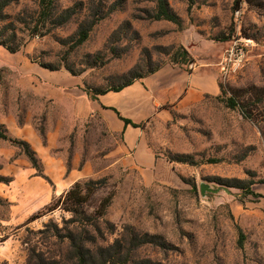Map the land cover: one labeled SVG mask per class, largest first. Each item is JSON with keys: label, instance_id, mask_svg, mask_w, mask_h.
Here are the masks:
<instances>
[{"label": "rangeland", "instance_id": "1", "mask_svg": "<svg viewBox=\"0 0 264 264\" xmlns=\"http://www.w3.org/2000/svg\"><path fill=\"white\" fill-rule=\"evenodd\" d=\"M167 3L179 25L152 19L155 0H55L56 12L79 11L61 26L38 29V0H12L2 9L0 40L20 49L10 53L0 45V124L12 138L36 136L30 146L37 167L23 149L0 139V176L10 179L0 183V264H78L79 246L96 262L116 242L121 251L113 264H124L119 257L127 251L125 264H264V197L224 185L239 180L264 196V0ZM97 10L104 15L75 46L78 25L92 14L98 18ZM239 37L249 40L247 61L222 80L218 63ZM181 47L194 61L183 66L188 70L216 63L219 90L143 128L148 147L165 162L185 154L193 165L172 162L161 171L158 164L154 176L125 168L120 135L98 115L77 120L68 100L41 96L53 80L40 71L55 72L43 65L64 71L67 65L80 73L83 89H106L135 67L146 72L171 63ZM32 179L51 193L39 209L34 195L41 188L23 200ZM89 180L100 183L83 193L86 220L69 211L65 195ZM105 199L109 205L99 217Z\"/></svg>", "mask_w": 264, "mask_h": 264}, {"label": "crops", "instance_id": "2", "mask_svg": "<svg viewBox=\"0 0 264 264\" xmlns=\"http://www.w3.org/2000/svg\"><path fill=\"white\" fill-rule=\"evenodd\" d=\"M45 74L49 73L40 71L41 78L53 80V85L48 84L50 90L46 88L47 90H44L41 96L52 100H63V98L68 100L72 115L77 120L98 115L113 134H119L121 137L118 148L122 155V165L145 176L156 175L154 170L158 164L162 165L161 171L164 167L171 170L172 163L165 162L148 147L144 128L126 126L117 113L134 123L144 124L153 118L170 116L171 111H187L202 102L204 96L216 94L219 90L216 63L214 66L210 63L201 65L196 63V67L192 70L166 63L156 72L133 82L122 90L99 94L95 100L88 98L79 76H73L64 70L55 71L48 77ZM43 83L46 84V82ZM34 138L36 136L31 133L26 141L32 144ZM1 153L6 155L2 151ZM37 188H41V193L35 194L34 199L37 203L35 207L39 209L48 203L51 195L50 190L41 180L29 181L23 191V200L31 198L30 196ZM21 207V205H14L12 208L17 213L21 212ZM30 213L33 212L30 211Z\"/></svg>", "mask_w": 264, "mask_h": 264}, {"label": "trees", "instance_id": "3", "mask_svg": "<svg viewBox=\"0 0 264 264\" xmlns=\"http://www.w3.org/2000/svg\"><path fill=\"white\" fill-rule=\"evenodd\" d=\"M11 1L12 0H0V21H2L3 19L2 9L5 6H7ZM54 2L55 0H38V6L40 10L38 13L37 21H35V24H34L35 29H38L39 27L40 28L45 27L46 23L51 26H61L67 23L69 20H71L79 11V10H75V8H68V9L62 10L61 12H56V10H54ZM155 3H156V7H155V10H153V14L151 16L152 19L157 20V21H160V20L169 21V22L179 25L180 23L179 17L172 10H170L167 0H155ZM97 11L100 12L98 14V18H95L96 16L92 14L90 20L89 19L83 20L78 25L76 33H75V36H76V40L74 42L75 46L81 45L87 40L89 36V32L91 31L93 25L95 24V21L100 19V17L104 15L102 12L103 10H97ZM110 11H113V10H108L107 13H109ZM226 40H227V37L219 38V41H226ZM10 43L11 44H9V42L0 40V45H2L10 53H15L20 49L19 43H16V42H13V43L10 42ZM170 61H171V64L178 65V66H186V65L194 63L193 59L188 54L187 50H185L182 47L179 48V50H177L175 53L171 55ZM43 67L50 71H57L61 69V66L43 65ZM62 67L73 76H78L80 74L67 65H63ZM160 67L161 65H156L153 68L147 70L146 72H143L135 67L128 71L123 82L119 85L109 86L106 89H95V90L84 89V92L86 93V95L88 96L90 100H95L97 95L103 94L106 92H118L122 90L124 87L131 85L133 82L149 74L156 72ZM226 105L229 108L234 109L237 104L234 102L232 98H229L226 102ZM117 115L119 119L122 120L126 126L130 125L134 128H143V124L134 123L131 120L121 117L118 113ZM40 134L44 138L43 130H40ZM0 139L9 141L12 145H15L23 149L25 154L28 156L29 160L31 161L32 165L34 167H37V163L35 159V152L31 148L30 144L24 140H19V139L8 136L6 128H4L3 124H0ZM167 160L170 163L177 162V163H186L190 165H193L194 163H196L190 156L185 155V154H175L172 157H168ZM43 178L47 179L45 176H43ZM181 180L184 181V178L181 177ZM9 182H10L9 178L0 176V183L7 184ZM99 183L100 182L98 181H92V180H89L82 184L78 182L74 183L65 195V201L69 205V211L75 215L82 216L84 219L88 220L89 216H86L84 211H82L81 204L84 201V197H85L83 193L86 192L87 190H90L89 186L98 185ZM262 183H264V179ZM190 185L192 188H194L193 184H190ZM224 185L242 189L244 191H247L246 192L247 194L253 195L255 197H264L261 194L255 193L252 190H250L249 185L246 186L243 182L239 180H233ZM108 205H109L108 199H105L100 204V206L98 207L99 217H102L105 214V211ZM117 244L118 242L102 249L100 251L98 261L96 262L91 259L90 260L87 259V256L82 253L84 251L83 248L79 246L75 250L76 257H77V263L78 264H113V259H115V257L120 256L121 249L119 250L115 248V245ZM129 253L130 251L125 252V254L122 257H119V259L124 258V262L126 263V259L129 258Z\"/></svg>", "mask_w": 264, "mask_h": 264}, {"label": "built area", "instance_id": "4", "mask_svg": "<svg viewBox=\"0 0 264 264\" xmlns=\"http://www.w3.org/2000/svg\"><path fill=\"white\" fill-rule=\"evenodd\" d=\"M248 39L244 37L234 38L229 41L221 60L218 63L220 78L225 80L236 74L247 61Z\"/></svg>", "mask_w": 264, "mask_h": 264}]
</instances>
